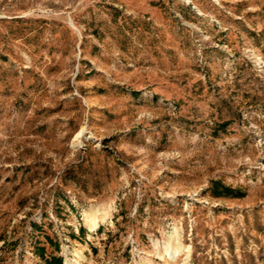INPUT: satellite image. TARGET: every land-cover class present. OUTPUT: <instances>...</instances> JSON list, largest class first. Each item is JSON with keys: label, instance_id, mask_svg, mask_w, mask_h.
I'll list each match as a JSON object with an SVG mask.
<instances>
[{"label": "rangeland", "instance_id": "rangeland-1", "mask_svg": "<svg viewBox=\"0 0 264 264\" xmlns=\"http://www.w3.org/2000/svg\"><path fill=\"white\" fill-rule=\"evenodd\" d=\"M0 264H264V0H0Z\"/></svg>", "mask_w": 264, "mask_h": 264}, {"label": "trees", "instance_id": "trees-1", "mask_svg": "<svg viewBox=\"0 0 264 264\" xmlns=\"http://www.w3.org/2000/svg\"><path fill=\"white\" fill-rule=\"evenodd\" d=\"M223 190H224V193L225 194H229V193H232L233 189L231 187H228V186H223Z\"/></svg>", "mask_w": 264, "mask_h": 264}, {"label": "bare ground", "instance_id": "bare-ground-1", "mask_svg": "<svg viewBox=\"0 0 264 264\" xmlns=\"http://www.w3.org/2000/svg\"><path fill=\"white\" fill-rule=\"evenodd\" d=\"M177 252H179V250H177Z\"/></svg>", "mask_w": 264, "mask_h": 264}]
</instances>
